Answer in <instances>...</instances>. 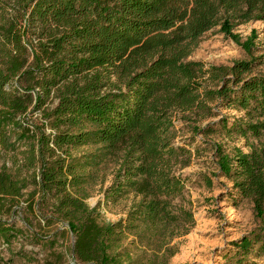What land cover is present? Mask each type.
<instances>
[{"label": "trees", "instance_id": "trees-1", "mask_svg": "<svg viewBox=\"0 0 264 264\" xmlns=\"http://www.w3.org/2000/svg\"><path fill=\"white\" fill-rule=\"evenodd\" d=\"M252 21L264 22V0H0V242L23 238L77 264H169L171 243L195 225L177 174L192 151L175 145L176 121L232 107L244 117L190 128L247 139L248 153L214 150L259 222L233 242L239 261L264 256L261 61L189 60L218 26L251 54L255 33L243 42L234 29ZM113 162L105 204L138 198L115 223L87 202Z\"/></svg>", "mask_w": 264, "mask_h": 264}, {"label": "rangeland", "instance_id": "rangeland-1", "mask_svg": "<svg viewBox=\"0 0 264 264\" xmlns=\"http://www.w3.org/2000/svg\"><path fill=\"white\" fill-rule=\"evenodd\" d=\"M234 33L243 42L255 33V49L251 54L222 33L221 26H218L202 37L189 60L203 62L207 66H232L236 61H247L253 57L261 61L253 74H264V22L252 21L240 25L234 29ZM215 111L218 113L216 117L197 123L180 119L176 121L178 134L175 145L192 151L190 164L179 168L177 174L189 179L186 194L193 203L191 209L195 225L186 235L175 238L171 243L176 253L170 258L169 264H264V256L257 257L255 254L247 256L245 262L239 261L240 255L233 242L258 229L259 222L252 202L240 199L233 189V183L221 174L214 150L217 144L223 145L228 152L236 147L248 153L250 147L247 139L237 136L229 138L220 133L204 136L196 134L190 128L193 125L217 123L223 117L229 118L230 122L234 118L244 117L242 111L232 107H216ZM250 143L258 144V140L250 139ZM2 163L3 159L0 158V165ZM116 170L117 165L114 162L103 166L96 182L89 188L90 197L87 202L92 207L100 208L102 220L105 222L115 223L126 217L133 204L138 201V198L130 194L117 203L105 204L104 193L113 183ZM24 217L25 214L20 213L16 220L22 223ZM34 225L37 227L36 221ZM132 238L129 237L127 241ZM62 250L59 247L54 251L60 253ZM60 257L43 251L41 246L33 245L23 238L16 239L10 246L0 242V264H46V260L50 264H77L69 256Z\"/></svg>", "mask_w": 264, "mask_h": 264}]
</instances>
